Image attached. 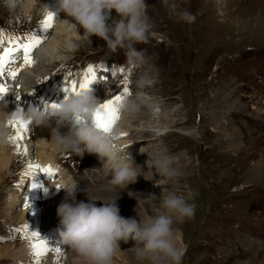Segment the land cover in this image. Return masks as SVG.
Here are the masks:
<instances>
[{"label":"rangeland","instance_id":"1","mask_svg":"<svg viewBox=\"0 0 264 264\" xmlns=\"http://www.w3.org/2000/svg\"><path fill=\"white\" fill-rule=\"evenodd\" d=\"M145 2L154 35L136 45L147 61L141 69L127 64L123 50L109 51L99 37L72 36L77 45L74 49H67L65 44L59 48L64 60L55 63L43 55V69L53 63L59 65L39 86L45 89L56 77L65 82L60 84L63 93L66 81L80 78L71 74L73 68L80 72L83 82L85 70L94 65L98 79L112 87L102 99L116 95L125 99L137 92L138 77L147 74L150 83L143 89L145 103L140 111L145 124L133 126L137 132L142 130L140 139L146 151L166 152L176 158L178 184L152 177L141 190L142 201L128 209L119 207L120 215L125 217L128 210L130 215L126 217L139 221L140 214H153V206L159 204L158 199L148 202L149 196L159 198L163 189L175 186L181 191L191 190L193 218L173 225L183 249L180 264H264V0H179L181 8L195 17L190 24L170 18L161 0ZM111 16L109 24L118 18L115 10ZM42 21L39 14L24 15L20 8L10 12L0 6V32L5 37H20L27 42L28 34L43 40L34 49L33 58L50 43L59 24L44 31ZM11 46L6 41L5 47ZM19 61L22 58L15 64ZM106 65L114 68L115 77L105 70ZM124 88L129 94L125 95ZM40 98L32 102L30 94L25 93L21 110L31 106L44 111L47 103H40ZM120 118L119 113L116 127ZM13 148L10 141L7 149L0 150V158L5 150L13 156L9 168L0 172V250L23 241V234L13 230L21 227V214L23 219L31 215L32 185H38L44 175L37 172L40 177L37 173L26 176L28 160L23 159L24 154L16 156ZM35 151L36 145L29 153L32 160L36 159ZM55 154L71 183L78 188L90 187L88 174L97 172V168H90L81 156L71 152L66 160L65 152ZM97 186L100 184L93 185ZM51 237L48 241L52 242ZM126 246L134 247V242ZM0 260V264H17ZM114 264L141 262L129 253L122 258L115 256Z\"/></svg>","mask_w":264,"mask_h":264},{"label":"clouds","instance_id":"2","mask_svg":"<svg viewBox=\"0 0 264 264\" xmlns=\"http://www.w3.org/2000/svg\"><path fill=\"white\" fill-rule=\"evenodd\" d=\"M59 3L67 17L75 21L58 22L65 30L73 31L83 39L99 37L106 42L109 51L123 50L127 64L133 69L139 70L146 64L144 52L136 48L137 44L148 42L154 35V24L145 0H59ZM161 3L170 18L189 24L194 22L195 17L181 8L179 0H161ZM0 6L10 12L18 8L27 9L26 0L23 4L21 0H0ZM43 6L45 15H54L49 6ZM113 10L118 18L109 24ZM78 26L83 28V35L79 34ZM76 46L69 42L66 48L74 49ZM43 55L47 56V53ZM149 83L147 74L139 76L137 92L118 104L123 119H133L141 111L145 103L143 89ZM101 104L92 91H79L78 95L65 98L56 109L41 111L30 106L27 111H16L11 115L0 110V150L10 143V125L50 127L54 121L56 127L52 130L50 143L57 152H71L77 156L87 152L99 157L102 168L95 170L109 177L106 189L116 193V197L99 200L103 203L97 207V199L88 195V189L89 202L86 203L76 200L79 185L66 182L59 188L66 192L64 202L57 208L59 236L61 244L71 250L74 264H114L121 242L127 244L129 241L134 242L129 252L141 264H180L183 249L173 225L193 218L195 204L189 202L193 197L191 190L185 192L175 186L163 189L159 198L149 196L148 202L158 199L159 204L153 206V214L139 217V221L122 217L117 204L118 193L140 176L149 180L147 177L153 175V168L165 183L178 184L179 173L174 166L176 158L166 152L147 153L150 157L149 171L144 172L135 164L131 153L124 151L116 142L118 133L105 134L94 125L93 117ZM65 127L69 131L62 135L60 130Z\"/></svg>","mask_w":264,"mask_h":264},{"label":"bare ground","instance_id":"3","mask_svg":"<svg viewBox=\"0 0 264 264\" xmlns=\"http://www.w3.org/2000/svg\"><path fill=\"white\" fill-rule=\"evenodd\" d=\"M25 3V0L21 1V4ZM27 9L22 10L24 15L27 14H39V17L44 20L46 18V15L44 14V6L47 5L50 7L51 11L53 12L54 16V22L57 26V21L61 18L59 22L64 20H69L72 23H75L74 20L67 17L65 13L60 8L59 0H26ZM256 6L259 7L258 4ZM112 15V14H111ZM37 16V15H36ZM66 16V17H65ZM6 26V25H5ZM83 31L82 27L78 26V32L81 34ZM72 36L78 37V35H75L73 31L65 30V27L61 24H58L56 35L51 39L50 43L43 47L44 49L40 52V54L35 56L33 58V65L25 67L23 65V60L19 61L17 64L11 66V70L16 71L19 69V74L15 80H10L7 84L9 88L8 95L3 99L0 100V110L4 111L6 115H11L16 111H21V106L23 103V96L25 93H29L32 98L35 99L36 96H41L43 100H49V101H55V104H60L64 101V97H60L59 99H55L54 97L56 95L59 96V93L62 92V89L60 88V80H57L55 83L56 88H50L47 86L45 89L44 87L39 86V82L41 80H44L47 76V74L56 66L59 64L57 63L55 66H52L58 61L64 60L65 56L62 55L59 52V48L62 44H65V46L69 42L72 41ZM62 49V48H61ZM68 49V48H67ZM71 50V49H70ZM47 53V57L49 60L55 61V63L50 64L46 69H43L40 66V60L43 57V53ZM50 68V69H49ZM91 89H93V93L95 94L96 98L99 99L102 103L108 100L107 98L103 100L108 95V91L112 90V87L108 85V83H102V80L94 83L91 85ZM56 92V93H55ZM17 95H19V99H17ZM104 97V98H103ZM103 98V99H102ZM44 105V104H43ZM143 110V109H142ZM44 111H46V108L44 106ZM139 112L137 116L133 119L125 120L122 117L120 118L119 125L116 127L114 126L113 132L118 133L117 137V143L120 144L122 149L124 151H129L132 155V158L136 165L140 166L144 172H148V162L150 160V157L147 153L152 154L150 151H146L144 149L143 144L141 143V131L142 130H135L134 124L138 125V127L143 126L144 120L146 118H143V115ZM148 118V117H147ZM135 121V122H133ZM118 122V121H117ZM130 123V124H127ZM116 125V124H115ZM12 129V136L17 135V129L19 128L18 124L10 125ZM29 131L24 133V140L20 141V150L22 151L23 148H27L28 152L25 155L23 159L28 160V163L35 164L37 162L41 165V167H47L52 166V168L55 170V176L53 178L47 177L45 174L43 175V178L40 180L39 184L41 187L34 188L32 191L31 197V203L33 204L32 213L29 217L23 219V214H21V220H20V226L23 225L28 226L29 232L36 231L40 233L42 238H45L46 240L51 239L53 236L54 241H49V244L51 247H60L62 249V255L60 257H57L55 253L48 254L45 258L42 259L41 264H74V256L70 249L67 248V246L61 244L60 236H59V219L57 216V208L61 203L64 202L66 197V192L63 189H59L64 186L66 182H71L68 178L69 176L65 173V171L60 167V164H58L56 160V150L52 143V130L56 127L55 122L51 124V126H34L30 125ZM61 134H67L69 129L67 127L62 128ZM136 131V132H135ZM12 136L10 138H12ZM140 136V137H139ZM11 141V140H10ZM36 145V159L32 160V156L29 154L31 152V147ZM8 148V147H7ZM5 148V149H7ZM142 148V149H141ZM13 150L15 151V155L17 156L18 150L17 147L14 145ZM50 152H46V151ZM13 151V152H14ZM33 153V151H32ZM70 152H65V155L68 156L65 157L66 159H69L71 157ZM14 154V153H13ZM11 153L7 155V151L5 150L0 158V172L2 170H7L10 165L11 161ZM84 163H86L87 166L90 168H102L101 161L99 157L95 154H88L85 152L83 156H81ZM153 176L149 175L147 178L151 179L152 177L160 178V176L155 172V169H152ZM40 174V173H39ZM37 173V175L40 177ZM43 174V173H42ZM89 177H91V184L90 187L87 188H78L76 193V200L89 202L88 196H87V189H88V195L90 197H93L97 199L95 201L96 206L100 203H103L99 200H110L114 197H116V193L108 191L106 189L107 181L109 177H105L101 171H97L92 174H88ZM33 176V175H32ZM1 181V178H0ZM148 180H145L144 177L140 176L137 178V181L135 183L128 184L127 187L121 191L122 194L119 195V199L117 200V204L119 207L123 208H130V206L137 205L136 201L141 200V190L144 189ZM73 183V182H72ZM95 183L100 184V186H97L96 188ZM146 187V186H145ZM47 189L45 191L44 189ZM138 207V206H137ZM130 215L129 211L127 210L125 213L124 218H128L126 216ZM142 217V214H140ZM139 219V218H138ZM16 227V226H15ZM14 234V233H12ZM52 234V235H51ZM15 236V235H14ZM12 237V235H11ZM11 237H7L9 240ZM24 236H22L23 238ZM20 238V237H19ZM179 244H180V237L177 236ZM17 242V241H16ZM34 241H29L26 239H23L21 244H15L14 247H8L0 250V258L8 259L16 261L17 264H36V257L32 254L30 244ZM181 245V244H180ZM133 246L127 247L125 243L121 242L120 244V251L117 252L116 257L122 258L123 256L129 255V250L132 249ZM2 261V260H0Z\"/></svg>","mask_w":264,"mask_h":264},{"label":"snow or ice","instance_id":"4","mask_svg":"<svg viewBox=\"0 0 264 264\" xmlns=\"http://www.w3.org/2000/svg\"><path fill=\"white\" fill-rule=\"evenodd\" d=\"M54 16L52 14L46 15V18L41 22V28L44 31H47L53 27ZM27 42H23L20 37H5L2 32H0V49H2V54H0V80H3L4 77H10L12 80H15L19 74V69L16 71L11 70L10 65L15 64L18 58H22L23 65L25 67L33 65V51L38 46L41 45L42 39L38 38L36 35H29ZM6 41L11 43V47H5ZM124 69H120V72L123 73ZM71 75V74H69ZM116 73L112 72L111 76L115 77ZM99 79L96 75L95 69L92 66H89L84 72L83 82L79 84V90H77V83L71 81L67 83V87L64 89L66 93V98L71 96L78 95L79 91H91V85L98 82ZM126 83V82H125ZM125 95L129 94L127 88L123 89ZM9 92V88L6 83L0 82V100H3ZM17 95V99H19ZM124 99L122 95H116L112 99H108L103 102L98 109L97 113L93 117V123L98 128V130L104 132L105 134H111L113 132L114 126L119 120V109L118 104ZM58 104H51L46 107V111L51 109L58 108ZM22 111V110H21ZM29 131L28 125L21 124L17 129V135L10 138L11 142L17 147L18 154H27L28 149L25 147L23 150H20L19 142L24 140V133ZM43 173L50 179L55 176V170L52 166L41 167L40 164H29L28 171L25 173L26 176L33 173ZM33 188L41 187L40 185L33 184ZM47 191V189H44ZM25 207H31V205L26 204ZM15 233H22L24 239L29 241H34L30 244V248L34 257H36V264H41L43 258H45L50 253H55L57 257L62 255V249L60 247H51L49 241L45 238H42L40 233L36 231L29 232L28 226L23 225L20 228L13 230ZM14 238V237H13Z\"/></svg>","mask_w":264,"mask_h":264}]
</instances>
